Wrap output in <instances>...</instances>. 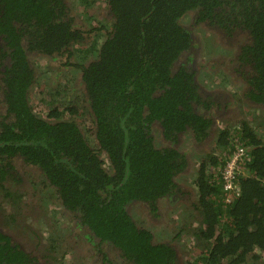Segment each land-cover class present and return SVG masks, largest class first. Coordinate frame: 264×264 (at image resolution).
Instances as JSON below:
<instances>
[{
    "label": "trees",
    "instance_id": "16d2710c",
    "mask_svg": "<svg viewBox=\"0 0 264 264\" xmlns=\"http://www.w3.org/2000/svg\"><path fill=\"white\" fill-rule=\"evenodd\" d=\"M91 2L80 0L82 9ZM103 2L110 30L103 34L96 26L94 36L86 21L77 20L69 0H0V202L8 198L12 208L3 214L0 204V264H36L35 255L4 227L20 221L28 209L49 208L54 198L100 241L94 245L100 264H178L175 249L133 216L141 206L158 219V202L172 195L192 162L173 140L189 130L203 149L214 136L212 117L194 106L208 105L188 68L192 54L183 57L192 46L191 32L181 24L186 16L227 33L241 29L251 35L242 52L252 69L245 75L246 94L249 105L264 107V0ZM77 50L86 59L74 63ZM31 53L80 69L85 109L93 116L91 145L74 117L81 114L78 100L48 101V83L32 89L37 78ZM254 129L242 122L231 138L221 130L219 154L202 158L193 185L199 225L186 230L201 251L192 260L185 256L184 264H264V130ZM152 132L160 134V143ZM162 136L170 146L161 147ZM236 145L247 147L249 158L237 175L240 194L225 201L220 172ZM26 170L41 172L47 183L30 188L22 199L13 187L24 184ZM31 182L28 176L25 185ZM56 242L48 248L49 262L62 263ZM101 242L121 259L114 263L102 256Z\"/></svg>",
    "mask_w": 264,
    "mask_h": 264
},
{
    "label": "flooded vegetation",
    "instance_id": "af4514ba",
    "mask_svg": "<svg viewBox=\"0 0 264 264\" xmlns=\"http://www.w3.org/2000/svg\"><path fill=\"white\" fill-rule=\"evenodd\" d=\"M184 20L185 21L181 24L190 30L192 46L184 52L183 57L187 58L188 56L186 54H192L191 60L188 61V68L194 74V80L198 85L197 91L199 95H202L203 99H207L206 104L208 105L207 108L202 105H194L196 108L195 110L201 115L209 118L212 117L214 129L211 131L214 132V136L212 137V133H210L208 137H212V141H207V145H205L203 149L199 148L200 143L195 140L193 136L194 133L189 130L181 133L177 140H173V147L180 151L185 157L189 155L192 162L187 164L186 166L188 167L184 168L180 173L181 177L177 180V189L174 188L172 195H169L171 197L168 196L164 201L158 202V206H160V215L158 219H151L152 214L145 212V209L141 206H136V208H134L136 214L133 216L136 217L135 221L137 225L140 227H147L149 230H152V227L156 224L168 227V229L165 230L167 232L164 233L161 238L152 230L154 232L153 235L157 238L156 240L169 243L175 249L180 259L178 264H184L185 256L192 260L201 251L198 240L190 232H186V230L194 231L199 225V214H197V209L195 208L198 191L196 186L193 185H196L195 178L198 174V167L202 158L208 154H219L220 148L217 140L221 130L226 131L227 136L231 138L235 130L240 129L242 122L249 123L250 126L258 122L254 128H260L261 125H264V113H261L264 107L260 105H249L250 102L246 94L248 85L246 82L247 76L245 75L252 69L244 62L242 52L243 46L250 44L251 35L247 31L241 29L231 30L227 33L221 28L217 29L206 24L204 21H197L194 16H186ZM227 24L229 27L234 25L229 22H227ZM208 50H211L212 53L215 52L216 55L206 60L205 56L209 54ZM211 59L213 61H210ZM85 99L86 95L84 102ZM86 103L87 102H85V104ZM251 113L255 114L251 116ZM90 118L92 119V126L89 127L85 137L91 145V143L94 142L95 130L93 128L94 123L92 114H90ZM79 128L82 130L81 125ZM152 133L156 143H160V134H155V132ZM164 145L170 146V143L167 141L164 144L163 138L161 147ZM104 161L106 165L109 164L107 158ZM20 174L21 176L25 174L23 169H21ZM26 174L27 176L24 177V184L13 187V189H20L21 192L16 193L15 196L22 194V199L28 198V194L31 190L30 188L37 190L39 185H42L45 181L47 183L45 175L41 172L26 170ZM28 176L32 178V182L29 185H25L28 181ZM34 180H36V185ZM46 188L47 187L44 186L43 190L45 191ZM8 200V198H4L0 202L3 208V214H9L12 211L11 204ZM27 207L31 208L29 205H27ZM49 208L50 212L48 215L40 206L35 209H28L23 215L19 216L20 221L14 224L16 226L11 223L14 228L11 225H7L4 228L13 239L18 242L20 241V243L35 255L36 264H48L50 258L48 248L53 238L58 234L56 232L57 228H55V223L60 216L61 218L64 217L65 221H63V223H70L73 227V230H67L72 233H68L66 239L65 237L63 238L65 243L64 246L69 245L70 247H74L76 251L83 246L85 249L89 250H87L88 256L93 261L91 264H100L94 258V256L99 254L97 252L98 249L94 248V245L97 241L98 243L100 241L92 236V233L89 232L87 227L77 221L74 214L70 213L62 206L60 199L54 198ZM42 212L44 214L40 215L39 213ZM169 212L170 217L168 218L167 214H169ZM168 219L169 222L166 221ZM152 220L158 221L151 224L150 227V222H152ZM145 222H148L147 225L144 224ZM74 234L75 239L73 245L71 241L73 240ZM81 235L88 237L80 239ZM175 235H177L176 239H174ZM100 248L104 253L101 255H106L111 262L115 263V261L121 259V255L117 250H114L112 246L101 242ZM52 252L54 253V250H52ZM64 255L71 256L67 253ZM77 255L79 260H82L80 253ZM81 255L86 257L83 254Z\"/></svg>",
    "mask_w": 264,
    "mask_h": 264
},
{
    "label": "rangeland",
    "instance_id": "374dc122",
    "mask_svg": "<svg viewBox=\"0 0 264 264\" xmlns=\"http://www.w3.org/2000/svg\"><path fill=\"white\" fill-rule=\"evenodd\" d=\"M90 1H92L90 6L85 7V9H82L83 5L80 4V0H69L68 4L70 8L72 9V12L75 14L77 20L86 21L87 29H93L91 30L90 35H94V36L96 35L98 31L95 29L96 26L97 28H100V33L104 34L110 30L109 24L111 22L110 19L107 18L108 20H106L103 17L104 15L103 13H106L104 11L105 9L104 2L103 0H90ZM208 51H209V54L205 56L206 60L209 59L211 56L215 57L214 55H216L215 52L212 53L211 50H208ZM83 54H86V53L83 51H78V50L75 51L74 57H77L78 59H75V60L73 59L70 61H73L75 63L76 61L79 60V62H81L80 60L86 59V55H83ZM87 55L89 57L91 54H87ZM28 59H29V63L31 64V67L34 69V74L38 81V82L35 81L36 83L33 84L32 89H34L36 85L39 83L40 84L48 83L50 84V86H48L47 89H51V95H52V97L47 96L48 101L55 103V100H60V101L62 100L64 104V103H67L70 99L78 100L79 101L78 105L80 106L79 112H81V114L79 116L75 114L74 117L79 123V126L81 125V128H82L81 131L87 135L89 127L92 126V119L90 118V114L85 109V102H84L85 93H84L83 87L81 86L79 82L80 81V76H79L80 69L73 65L63 66L62 63L65 61H62L61 58L54 60V59H50L49 57H46L43 55H36V54L31 53ZM212 59L210 61L214 60ZM57 87L58 89L56 90ZM62 89L65 90V92H63ZM56 92H58L60 95L56 94ZM66 94L69 96L67 99H65ZM60 96H63V98L61 99ZM44 107H45V104L41 105V108H44ZM261 113L263 114L264 110H262ZM45 114L46 113L41 112V115H45ZM254 114L255 113H251L250 115L253 116ZM257 124L258 122L251 126L255 127ZM254 130L255 132L256 130L259 132H263L264 127L255 128ZM44 210L48 215L50 212V208H47ZM39 214L43 215L44 213L42 212ZM167 215L169 218L170 212ZM63 221H65L64 217L61 218V216L56 221L55 228H57L56 232L58 234L52 240V242L56 240L57 242L60 243V247L56 248L55 255L57 256L58 261L61 259L62 263L52 261V262H49L48 264H91L93 263L92 259L89 258L88 256L89 250L85 249L83 246H81L80 249H78L77 251L74 249V247H70L69 245L64 246L65 243H64L63 238L65 237L66 239V235H68V233H72V232H68L67 230L71 231L73 230V227L70 225V223L65 224L63 223ZM166 221L169 222V219ZM147 223L148 222H145L144 224L147 225ZM166 229H168V227L163 226V225H158V224L152 227V230L155 231V233L160 238L162 237V235H164V233L167 232L165 231ZM87 237L88 236L81 235L80 239L81 238L84 239ZM74 239H75V234L73 235V240L71 241V244L73 245H74ZM56 243L54 244L56 245ZM65 253L71 256H66L64 255ZM78 253H80L82 260H79V257L77 255ZM81 254H83L86 257H83Z\"/></svg>",
    "mask_w": 264,
    "mask_h": 264
},
{
    "label": "built area",
    "instance_id": "2783aa9c",
    "mask_svg": "<svg viewBox=\"0 0 264 264\" xmlns=\"http://www.w3.org/2000/svg\"><path fill=\"white\" fill-rule=\"evenodd\" d=\"M248 152L247 147L236 145L221 169L220 176L225 201H229L233 195L240 194L237 175L243 170V164L249 158Z\"/></svg>",
    "mask_w": 264,
    "mask_h": 264
}]
</instances>
